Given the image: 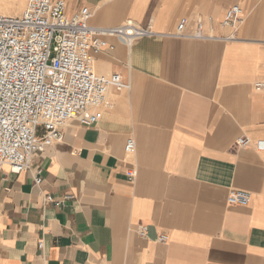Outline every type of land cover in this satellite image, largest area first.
Here are the masks:
<instances>
[{"label": "crops", "instance_id": "1", "mask_svg": "<svg viewBox=\"0 0 264 264\" xmlns=\"http://www.w3.org/2000/svg\"><path fill=\"white\" fill-rule=\"evenodd\" d=\"M65 1L68 14L88 7L94 27L132 21L152 34L131 46L106 37L94 69L130 87L109 90L97 124L73 121L29 169L2 171L0 264H264V0ZM25 2L0 11L19 15ZM233 5L243 21L225 40ZM198 16L212 38L175 34ZM231 189L251 202L229 204Z\"/></svg>", "mask_w": 264, "mask_h": 264}, {"label": "built area", "instance_id": "2", "mask_svg": "<svg viewBox=\"0 0 264 264\" xmlns=\"http://www.w3.org/2000/svg\"><path fill=\"white\" fill-rule=\"evenodd\" d=\"M92 15L88 7L68 14L65 0H27L19 15L0 11V175L5 167L14 174L29 169L33 158L59 142L63 129L73 121L84 127L97 124L104 109L112 106L109 90L130 87L119 73L97 74L95 58L111 47L107 36L131 46L152 34L151 30L132 21L116 27H94L90 24ZM242 21L240 5L227 9L221 25L231 31L225 40L237 38ZM187 22L186 18L180 20L177 36L213 37L204 32L202 16L194 20L192 33L186 32ZM255 87L264 90V82ZM249 141L242 135L237 145L243 147ZM134 150L135 141L128 139L125 151ZM136 175L135 169L127 172L130 181ZM42 180V169L37 168L33 186ZM47 199L52 201L50 196ZM251 200V193L245 190L231 189L227 197L231 205L247 206ZM138 233L146 236L147 226L140 225ZM166 238L161 235L159 240Z\"/></svg>", "mask_w": 264, "mask_h": 264}, {"label": "bare ground", "instance_id": "3", "mask_svg": "<svg viewBox=\"0 0 264 264\" xmlns=\"http://www.w3.org/2000/svg\"><path fill=\"white\" fill-rule=\"evenodd\" d=\"M8 1H10V0H0V3L1 2H4V3L7 2L8 3ZM111 89H113V88H111Z\"/></svg>", "mask_w": 264, "mask_h": 264}, {"label": "rangeland", "instance_id": "4", "mask_svg": "<svg viewBox=\"0 0 264 264\" xmlns=\"http://www.w3.org/2000/svg\"><path fill=\"white\" fill-rule=\"evenodd\" d=\"M27 1V0H26ZM25 6H26V2H25Z\"/></svg>", "mask_w": 264, "mask_h": 264}]
</instances>
